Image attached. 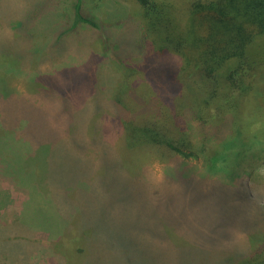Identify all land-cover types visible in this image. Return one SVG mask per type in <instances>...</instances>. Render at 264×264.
Segmentation results:
<instances>
[{"label":"rangeland","instance_id":"374dc122","mask_svg":"<svg viewBox=\"0 0 264 264\" xmlns=\"http://www.w3.org/2000/svg\"><path fill=\"white\" fill-rule=\"evenodd\" d=\"M167 1L183 12L189 0ZM73 4L0 0V138L9 135L0 139V264H211L184 183L202 159L131 149L114 111L146 110L141 120L169 127L168 107L138 73L143 60L125 58L140 10L85 0L97 27L61 37ZM245 162L264 187V156ZM246 237L229 229L230 245L248 248Z\"/></svg>","mask_w":264,"mask_h":264},{"label":"trees","instance_id":"16d2710c","mask_svg":"<svg viewBox=\"0 0 264 264\" xmlns=\"http://www.w3.org/2000/svg\"><path fill=\"white\" fill-rule=\"evenodd\" d=\"M132 1L141 23L122 40L125 58L143 60L138 73L164 100L169 127L160 131L141 120L146 110L131 113L115 103L131 149L165 147L184 160L201 158L200 178L184 180L205 241L198 248L213 255L211 264H264V187L255 169L243 167L248 158L264 156V0H189L183 12L167 0ZM84 2L74 0L61 37L97 27ZM251 102L257 105L248 112ZM8 138L4 132L1 143ZM15 162L23 165L22 158ZM229 229L247 235L249 247H238L237 239L230 245Z\"/></svg>","mask_w":264,"mask_h":264}]
</instances>
